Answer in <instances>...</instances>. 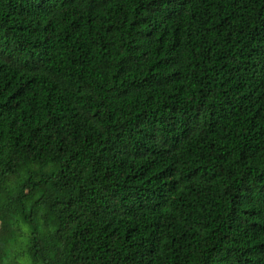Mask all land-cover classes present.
<instances>
[{
    "label": "trees",
    "instance_id": "trees-1",
    "mask_svg": "<svg viewBox=\"0 0 264 264\" xmlns=\"http://www.w3.org/2000/svg\"><path fill=\"white\" fill-rule=\"evenodd\" d=\"M23 245L264 264V0H0V264Z\"/></svg>",
    "mask_w": 264,
    "mask_h": 264
},
{
    "label": "rangeland",
    "instance_id": "rangeland-1",
    "mask_svg": "<svg viewBox=\"0 0 264 264\" xmlns=\"http://www.w3.org/2000/svg\"><path fill=\"white\" fill-rule=\"evenodd\" d=\"M20 225H21V224H20ZM20 225L16 226V224H15V225L13 226L12 231H13L16 235H18V231H17V229H18V227H19ZM42 227H43V228H46L45 225H43ZM21 229L24 231V230L26 229V227H23V226H22ZM14 246H15V242L12 243V244H10V252H9V255H11V254L13 253V251H14ZM24 247H25V245H23L21 251H20L19 253H17L18 258H15V259H14V264H33L32 260H31V257L27 254V252H26V254H25V251H26V250L24 251V249H25ZM14 256H16V253H14ZM5 263H6V264H13L12 262H10V261L8 260V258H6Z\"/></svg>",
    "mask_w": 264,
    "mask_h": 264
}]
</instances>
